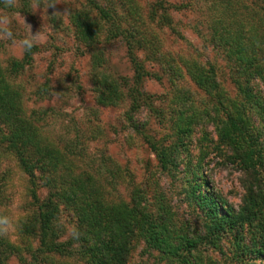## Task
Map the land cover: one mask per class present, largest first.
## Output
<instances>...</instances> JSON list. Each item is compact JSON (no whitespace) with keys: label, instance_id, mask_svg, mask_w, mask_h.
Returning a JSON list of instances; mask_svg holds the SVG:
<instances>
[{"label":"trees","instance_id":"1","mask_svg":"<svg viewBox=\"0 0 264 264\" xmlns=\"http://www.w3.org/2000/svg\"><path fill=\"white\" fill-rule=\"evenodd\" d=\"M42 1L0 0V12L29 13L33 3ZM190 2L154 0L147 19H137L142 15L129 0L130 19L114 0H86L72 18L75 36L98 71V101H127L126 127L148 144L164 171H179L186 163L180 194L190 216L163 201L156 206L146 189L138 187L129 200L114 199L117 172L105 159L98 162L87 155L81 132L70 139L62 136L60 147L44 135L38 119L23 107L15 81L39 48L32 43L21 58H8L5 65L0 61V140L28 177L32 212L21 222L24 247L0 231V264H9L13 255L20 264H42L44 257L129 264L139 246L154 256L155 264H264V0H207L208 32L199 31L226 60L235 96L226 92L212 63L197 57L178 63L151 32V25L176 32L170 11L189 9ZM117 41L125 46L133 69V76L121 82L112 77L106 53ZM5 44L0 36V53ZM183 66L205 97L196 98L179 85ZM147 77L167 79L172 90L166 96L147 92ZM144 113L169 126L170 133L151 134L140 121ZM198 130L203 142L241 172L238 204L213 187L211 174L202 169L209 146H201L200 158L192 161ZM43 187L46 196L41 195ZM62 212L71 224L68 235ZM25 237H33L35 244Z\"/></svg>","mask_w":264,"mask_h":264},{"label":"rangeland","instance_id":"2","mask_svg":"<svg viewBox=\"0 0 264 264\" xmlns=\"http://www.w3.org/2000/svg\"><path fill=\"white\" fill-rule=\"evenodd\" d=\"M114 1L121 6L119 9L122 14L133 19L130 15L129 0ZM153 1L131 0L142 15V18L137 19H147L146 14ZM168 1L172 5L191 1V7L170 11L169 15L174 20L176 32L151 25V32L156 35L157 41L174 54L178 63H181L184 57H197L204 62L212 63L226 92L235 96L237 89L230 78L226 60L201 34L208 32L206 19L209 15V2ZM85 2L86 0H43L41 3H33L32 11L29 13L0 12V27H10L17 41L14 44L0 35L6 41V46L0 53V61L5 65L8 58H21L25 49L20 47L19 41L34 38L32 43L39 48L33 55L31 64L15 81L21 86L23 107L29 115L38 119L37 123L41 124L44 135L60 147L57 143H60L62 136L68 134L70 139L81 132V142L87 147V155L96 158L98 162L105 159L108 166L117 172L116 188L112 196L114 199L129 200L132 189L138 187L146 189L147 196L156 206L164 202L181 215L188 216L187 202L183 200L184 195L180 194L183 187L181 171L183 172L186 163H182L179 171L176 169L171 173L164 171L148 144L126 127L124 112L128 106L127 101L120 104H101L97 99L95 89L98 84L96 82L98 71L93 70L91 55L84 51L72 26L73 12L82 9ZM4 21H7V25ZM106 53L113 78L121 82L122 77L133 76V69L122 43L118 41L111 43L107 46ZM146 62L148 67L152 65ZM183 68L179 85L191 89L196 98L205 97V91L190 78L185 66ZM144 87L147 92L158 96H166V93L172 90V85L167 79L160 82L152 77L145 79ZM157 103L160 101L157 100ZM140 121L157 137L170 133L169 126L161 124L152 115L144 113ZM201 138L202 132L198 130L194 137L195 156L192 158L194 163L200 158L201 146H209V143L203 142ZM0 150L2 151L0 177H4L1 182L3 200L0 205V218H7L9 221L8 225H0V231L9 240L21 243L24 247L27 244L21 237V222L32 213L28 204L30 200L28 177L1 140ZM205 151L210 153L205 156L202 169L211 174L210 184L220 190L229 201L238 204L243 194L241 172L235 165L227 162L212 144ZM81 164L84 167V161ZM47 192L48 190L43 187L41 195L46 196ZM160 196L164 198L159 200ZM60 218L68 235L71 224L67 212H62ZM25 239L35 244L33 237ZM142 249L143 246L134 249L129 264H155L154 256ZM9 264L20 263L13 255L9 259ZM42 264H84V261L68 257L65 259L44 257Z\"/></svg>","mask_w":264,"mask_h":264},{"label":"clouds","instance_id":"3","mask_svg":"<svg viewBox=\"0 0 264 264\" xmlns=\"http://www.w3.org/2000/svg\"><path fill=\"white\" fill-rule=\"evenodd\" d=\"M4 24L7 25V21H4ZM0 35H2L5 39L12 41L14 44L17 42L14 36L13 31L10 27L5 26L0 29ZM34 38H25L19 41L20 47L25 50H29L32 47V41ZM9 221L7 218H0V225H8Z\"/></svg>","mask_w":264,"mask_h":264}]
</instances>
